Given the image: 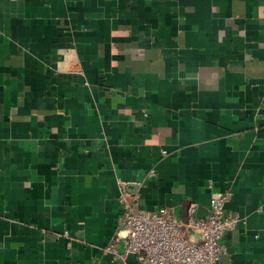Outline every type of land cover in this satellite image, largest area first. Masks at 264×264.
<instances>
[{
	"label": "crops",
	"instance_id": "crops-1",
	"mask_svg": "<svg viewBox=\"0 0 264 264\" xmlns=\"http://www.w3.org/2000/svg\"><path fill=\"white\" fill-rule=\"evenodd\" d=\"M227 190L219 264H264V0H0V264H116L121 192Z\"/></svg>",
	"mask_w": 264,
	"mask_h": 264
},
{
	"label": "built area",
	"instance_id": "built-area-1",
	"mask_svg": "<svg viewBox=\"0 0 264 264\" xmlns=\"http://www.w3.org/2000/svg\"><path fill=\"white\" fill-rule=\"evenodd\" d=\"M156 174L152 169L149 176ZM231 197L230 190L213 192L205 217H197L192 206L187 218L180 219L174 207L147 210L140 206L139 195L121 192L122 212L105 250L116 264H130V255L135 264H219L227 252L225 233L242 220L240 213L226 208Z\"/></svg>",
	"mask_w": 264,
	"mask_h": 264
},
{
	"label": "water",
	"instance_id": "water-1",
	"mask_svg": "<svg viewBox=\"0 0 264 264\" xmlns=\"http://www.w3.org/2000/svg\"><path fill=\"white\" fill-rule=\"evenodd\" d=\"M129 263H130V264H135L134 255H130V256H129Z\"/></svg>",
	"mask_w": 264,
	"mask_h": 264
}]
</instances>
